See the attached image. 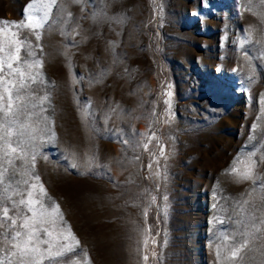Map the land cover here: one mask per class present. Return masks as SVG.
<instances>
[{
  "label": "rangeland",
  "instance_id": "rangeland-1",
  "mask_svg": "<svg viewBox=\"0 0 264 264\" xmlns=\"http://www.w3.org/2000/svg\"><path fill=\"white\" fill-rule=\"evenodd\" d=\"M0 264H264V0H0Z\"/></svg>",
  "mask_w": 264,
  "mask_h": 264
},
{
  "label": "snow or ice",
  "instance_id": "snow-or-ice-1",
  "mask_svg": "<svg viewBox=\"0 0 264 264\" xmlns=\"http://www.w3.org/2000/svg\"><path fill=\"white\" fill-rule=\"evenodd\" d=\"M52 3L54 4L55 3V0H52ZM31 6V5H30ZM47 15H48V13L47 12H45V17H47ZM37 27H39V25H37ZM37 38H39V37H37ZM7 67L9 68V69H11L12 68V65L11 64H8L7 65ZM9 108H11V105H9ZM12 151L14 152L15 151V149H12ZM235 171V170H234ZM249 175H250V173H246V174H244L243 176H242V178L243 179H248L249 178ZM8 208H4L3 209V215H4V218H8ZM15 223H16V221L15 220H13L12 221V224L13 225H15ZM27 225H25V227H26ZM19 237H21V233L20 232H16V234H15V237H14V239L15 238H19ZM31 239V236H29V240ZM15 247H17V248H19L20 247V245H14ZM22 251H27V248H25V249H22ZM238 251L239 250H237V252H234L233 253V255L235 256L237 253H238Z\"/></svg>",
  "mask_w": 264,
  "mask_h": 264
}]
</instances>
